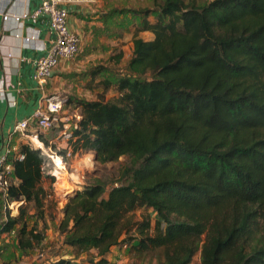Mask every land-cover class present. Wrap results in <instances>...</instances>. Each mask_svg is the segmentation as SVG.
I'll use <instances>...</instances> for the list:
<instances>
[{"label": "trees", "instance_id": "16d2710c", "mask_svg": "<svg viewBox=\"0 0 264 264\" xmlns=\"http://www.w3.org/2000/svg\"><path fill=\"white\" fill-rule=\"evenodd\" d=\"M121 1L112 15L137 23L133 51L118 76L98 78L120 68L122 52L92 69L94 99L67 97L80 117L60 151L120 165L73 192L57 225L63 243L76 256L95 249L91 264L122 246L129 264H192L198 252L201 264H264V0ZM19 152L9 197L23 203L0 233L15 231L28 252L43 246L57 168L28 140Z\"/></svg>", "mask_w": 264, "mask_h": 264}, {"label": "crops", "instance_id": "0c3cea01", "mask_svg": "<svg viewBox=\"0 0 264 264\" xmlns=\"http://www.w3.org/2000/svg\"><path fill=\"white\" fill-rule=\"evenodd\" d=\"M41 2L42 0H0V9L9 12L10 15H21L32 13ZM122 3L121 0H96L67 5L68 25L80 36V51L74 58H62L59 61L46 84L47 93L68 92V97L94 99L84 97L86 94L81 93L84 88L82 85L85 86V90L95 92L99 90L95 86L98 78L91 80L92 69H103L101 66L110 65L112 44L121 42L126 35L133 39L137 23L120 26V23L115 21L118 20V14L112 15L113 11L123 7ZM133 3L135 4L134 1H128V7L133 6ZM122 16L121 13L119 19ZM143 33H150V39L153 38L151 32H141L140 36L143 37ZM31 34L36 36L28 41L27 37ZM53 39L54 33L46 14L37 18L24 17L20 24L13 17L5 21L0 15V82L7 79L5 92L10 93V97L16 100V103L11 105L7 99H0V152L14 125L30 117L39 105L44 90L34 80L33 74L37 60L46 54ZM7 52L13 54L9 59L8 77L5 76L3 66ZM77 113L78 109L75 110V115ZM22 142H26V139L14 135L13 145L20 146Z\"/></svg>", "mask_w": 264, "mask_h": 264}, {"label": "rangeland", "instance_id": "374dc122", "mask_svg": "<svg viewBox=\"0 0 264 264\" xmlns=\"http://www.w3.org/2000/svg\"><path fill=\"white\" fill-rule=\"evenodd\" d=\"M131 1L138 3L142 2L141 4L148 5L150 4L151 0ZM195 1L198 4H204L210 0ZM153 18L154 17L152 16L150 17V19ZM142 35L146 39L151 38L150 33H143ZM112 48V56H116L121 52L124 54L121 59V64H119V67L122 69H117L118 66H114L113 61L112 64H110L111 68L114 66L116 69H106L98 78L105 77L108 75V72H113L117 76L121 74V72L124 70L123 68H125V63L128 61L133 51L132 37L130 35H126L121 42L119 41L118 43L115 42L112 44ZM82 88L83 90H81V93L86 94L84 97L95 98L97 96L98 92L85 90V86L83 85ZM114 94V90H111L108 92L106 97L112 98ZM63 95L68 97L69 94L66 92L63 93ZM64 110L66 112L62 114L63 119L60 120L56 126H53L51 129L42 132V134L49 139L51 144L50 149L49 147L45 146V153L47 155H51L52 150L58 154H54L56 155L54 156V161L51 157H49L57 168L56 171L54 170L56 174V182L54 185L57 190V199L56 201H52L47 204L45 218L43 221L39 222V227H43L45 229V239L43 246L28 252L20 251L16 247L15 231L0 233V237H2L0 239V264H52L61 259H70L74 264H91L92 261L98 260V257L96 256L97 251L95 249L76 256V250L73 247L63 243L62 236L57 229V225L62 217L61 214L66 206L67 201L69 200V196H72L75 190L82 188V185L86 182L90 173H92L94 170H97L104 172L108 176H111V174H115V170L119 167L120 163L113 162L101 165L96 161L95 155L92 152H85L83 154H71L70 156H64L63 167L59 169L56 165L57 156L60 157L62 155L60 151L67 146V137L65 134L66 132L70 131L73 124V119H77L74 108L67 105L65 106ZM5 212L6 211L1 208L0 223L4 220ZM17 213L18 212H16V214ZM33 220L34 219H31V221ZM105 258L108 260V263L106 264H129L132 261L130 252H128L124 246L113 247L111 252L107 254ZM192 264H201L200 252L195 255Z\"/></svg>", "mask_w": 264, "mask_h": 264}, {"label": "built area", "instance_id": "2783aa9c", "mask_svg": "<svg viewBox=\"0 0 264 264\" xmlns=\"http://www.w3.org/2000/svg\"><path fill=\"white\" fill-rule=\"evenodd\" d=\"M96 0H42L39 7L32 13H24L21 15H10L9 12L0 9V15L3 16L5 21L13 17L18 24L22 23V19L27 16L34 18L42 14L49 17L50 26L54 33L52 45L47 50L44 56H41L35 66L33 78L44 90V94L39 102V105L33 111L30 117L25 118L14 125V128L9 137L4 141L2 151L0 152V205L4 209V219H7V210H10V215H15L19 211L20 205L23 200H11L9 197V188L13 183V157L22 159L24 154L19 152V146L13 145L12 140L14 135H20L28 140L33 146L46 151L45 145L40 139V133L51 129L56 126L60 120L63 119V113L67 97L62 93H47L45 91L46 84L53 75L55 67L58 65L62 58H74L80 51V36L73 31L68 25V9L67 5L75 2H94ZM35 34L27 37L28 41L35 38ZM26 39V40H27ZM11 52H7L4 56L3 66L5 76L10 75L9 72V59L12 57ZM7 79L0 82V99H7V101L14 105L16 100L10 97V93H6ZM80 113H77V119ZM65 136L69 138L70 133L66 132ZM50 149V147H49ZM48 154L54 161V156L58 155L54 151ZM56 154V155H54ZM67 156L71 155V150L66 153ZM64 159V156L61 155ZM1 239V237H0Z\"/></svg>", "mask_w": 264, "mask_h": 264}, {"label": "bare ground", "instance_id": "6f19581e", "mask_svg": "<svg viewBox=\"0 0 264 264\" xmlns=\"http://www.w3.org/2000/svg\"><path fill=\"white\" fill-rule=\"evenodd\" d=\"M61 157V156H60ZM59 156H57V162L56 165L57 167L60 169L61 167H63V159H62V163H61V158Z\"/></svg>", "mask_w": 264, "mask_h": 264}, {"label": "water", "instance_id": "95a60500", "mask_svg": "<svg viewBox=\"0 0 264 264\" xmlns=\"http://www.w3.org/2000/svg\"><path fill=\"white\" fill-rule=\"evenodd\" d=\"M71 197V195L69 196V198Z\"/></svg>", "mask_w": 264, "mask_h": 264}]
</instances>
